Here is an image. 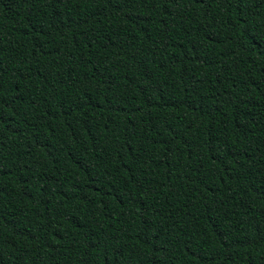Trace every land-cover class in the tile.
I'll return each instance as SVG.
<instances>
[{
    "label": "trees",
    "instance_id": "obj_1",
    "mask_svg": "<svg viewBox=\"0 0 264 264\" xmlns=\"http://www.w3.org/2000/svg\"><path fill=\"white\" fill-rule=\"evenodd\" d=\"M0 264H264V0H0Z\"/></svg>",
    "mask_w": 264,
    "mask_h": 264
}]
</instances>
